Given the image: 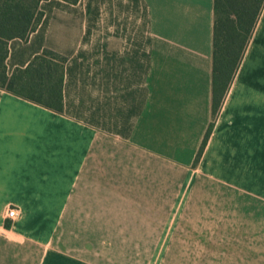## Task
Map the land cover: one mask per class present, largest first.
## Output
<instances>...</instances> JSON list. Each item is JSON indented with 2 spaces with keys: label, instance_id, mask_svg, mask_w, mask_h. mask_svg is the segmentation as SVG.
<instances>
[{
  "label": "crops",
  "instance_id": "obj_1",
  "mask_svg": "<svg viewBox=\"0 0 264 264\" xmlns=\"http://www.w3.org/2000/svg\"><path fill=\"white\" fill-rule=\"evenodd\" d=\"M40 10L7 72L66 56L64 111L0 89V264H264V11L195 163L214 0Z\"/></svg>",
  "mask_w": 264,
  "mask_h": 264
},
{
  "label": "trees",
  "instance_id": "obj_2",
  "mask_svg": "<svg viewBox=\"0 0 264 264\" xmlns=\"http://www.w3.org/2000/svg\"><path fill=\"white\" fill-rule=\"evenodd\" d=\"M41 1L0 0V89L63 113L66 56L45 49L26 68L7 72L9 42L27 41L37 30L44 17ZM63 1L77 4L79 0ZM263 11L264 0H214L212 121L195 163L203 155Z\"/></svg>",
  "mask_w": 264,
  "mask_h": 264
},
{
  "label": "clouds",
  "instance_id": "obj_3",
  "mask_svg": "<svg viewBox=\"0 0 264 264\" xmlns=\"http://www.w3.org/2000/svg\"><path fill=\"white\" fill-rule=\"evenodd\" d=\"M17 216V213L15 211L10 212L7 216L4 217V219H13L15 220ZM6 231L5 229H3L2 227H0V232ZM20 243H22V241H20Z\"/></svg>",
  "mask_w": 264,
  "mask_h": 264
},
{
  "label": "built area",
  "instance_id": "obj_4",
  "mask_svg": "<svg viewBox=\"0 0 264 264\" xmlns=\"http://www.w3.org/2000/svg\"><path fill=\"white\" fill-rule=\"evenodd\" d=\"M12 211H15L16 213H17V216H18V210L16 209V208H9V211H8V214L10 213V212H12ZM16 216V217H17ZM9 219H11V218H9ZM13 220V219H12Z\"/></svg>",
  "mask_w": 264,
  "mask_h": 264
}]
</instances>
